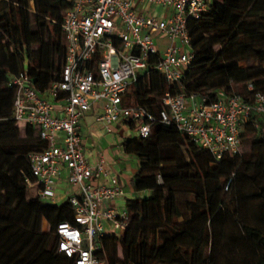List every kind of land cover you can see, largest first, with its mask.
Listing matches in <instances>:
<instances>
[{
    "label": "trees",
    "instance_id": "1",
    "mask_svg": "<svg viewBox=\"0 0 264 264\" xmlns=\"http://www.w3.org/2000/svg\"><path fill=\"white\" fill-rule=\"evenodd\" d=\"M70 6V0H0V118L12 121L11 76L25 70L40 93L59 79L66 57L61 24ZM208 7L187 22L193 57L180 86L149 72L131 86L125 105L158 117L166 92L199 93L210 101L220 91L246 99L264 94V0H211ZM24 128V137L0 141V264H69L56 254L55 229L73 224V212L67 200L56 204L28 197V154L44 144L35 128ZM241 148L214 161L158 120L147 138L125 140L124 153L138 164L132 186L145 194L126 200L130 220L122 240L99 239L106 264H264V123L259 118L244 126ZM214 172L229 178L225 191L200 185ZM249 209L254 223L247 219ZM46 223L47 234L41 231Z\"/></svg>",
    "mask_w": 264,
    "mask_h": 264
},
{
    "label": "built area",
    "instance_id": "2",
    "mask_svg": "<svg viewBox=\"0 0 264 264\" xmlns=\"http://www.w3.org/2000/svg\"><path fill=\"white\" fill-rule=\"evenodd\" d=\"M210 1L70 0L61 24L66 57L59 79L40 93L25 70L9 78L10 119L35 128L44 144L28 154V197L53 203L66 172L73 224L57 225L55 250L69 264H106L99 239L115 235L122 240L130 220L125 208L111 206L124 197L118 177L103 159L91 166L86 158L80 122L88 112L97 111L95 120L108 133L123 125L142 139L157 120L174 126L214 161L240 153L242 131L251 117L264 123L262 93L246 99L220 91L210 101L199 93L166 92L158 117L125 105L131 86L149 72L180 86L193 57L187 22L207 13ZM138 5L163 8L167 15L144 14ZM252 89L248 84L247 90Z\"/></svg>",
    "mask_w": 264,
    "mask_h": 264
},
{
    "label": "crops",
    "instance_id": "3",
    "mask_svg": "<svg viewBox=\"0 0 264 264\" xmlns=\"http://www.w3.org/2000/svg\"><path fill=\"white\" fill-rule=\"evenodd\" d=\"M137 11L153 16L167 15V11L163 8L150 5H138ZM96 116L97 111L93 110L88 112L80 122V135L85 155L91 166L95 165L99 159H103L112 173L118 177L123 187L124 197L114 200L111 206L122 209L126 200L136 199L140 194H145L144 191H137L133 188L131 179L138 169V164L133 156L124 153L122 149L123 142L134 137L135 134L132 137L129 136L127 128L123 125H114L112 132L108 133L100 123L96 122ZM65 175L66 172H63L57 189V197L66 200L72 191L64 179Z\"/></svg>",
    "mask_w": 264,
    "mask_h": 264
},
{
    "label": "rangeland",
    "instance_id": "4",
    "mask_svg": "<svg viewBox=\"0 0 264 264\" xmlns=\"http://www.w3.org/2000/svg\"><path fill=\"white\" fill-rule=\"evenodd\" d=\"M146 8H148V6H146ZM217 49H218V47L215 48V50H217ZM240 66L245 67L246 65L240 64ZM126 128H127L126 130L129 132V136L132 137V135L134 134L133 130L129 129L128 127H126ZM16 129H18L19 131ZM24 136H25V128L24 127L19 126L15 122L6 120L5 118H0V141H14V140H17L18 137H24ZM242 150L243 149L241 148V151ZM231 178H233V176ZM228 182H229V178H227L223 174H220L217 172H214L212 177L202 178L199 180V183L203 188H206V189L216 188L219 191H223V190L225 191V188H226ZM141 195L142 194H140V196ZM63 201H65L64 198H58L57 197L52 202L56 203V204H60ZM44 202H47V201H44ZM179 206L181 209H184V204H182L181 202L179 203ZM246 216H247V219L250 223L255 222V219H254L255 217H254L252 210L249 209ZM41 231L43 233H46V234L50 232V227L47 225V223H46V226L41 224Z\"/></svg>",
    "mask_w": 264,
    "mask_h": 264
}]
</instances>
